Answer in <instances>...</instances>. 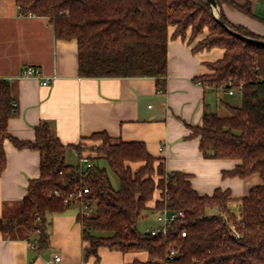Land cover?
I'll return each mask as SVG.
<instances>
[{"label":"trees","instance_id":"trees-1","mask_svg":"<svg viewBox=\"0 0 264 264\" xmlns=\"http://www.w3.org/2000/svg\"><path fill=\"white\" fill-rule=\"evenodd\" d=\"M22 16L46 19L54 38L75 41L78 73L84 78L156 79L162 92L166 78L168 29L171 38L192 35L209 28V35L195 50L219 48L221 60L211 64L212 75L194 80L205 87L232 92L240 106L225 105L228 116L205 111L202 123L192 127L191 138L199 139L205 159L233 160L237 165L223 177L246 179L258 175L261 184L252 187L235 211H230V192L216 189L212 195H198L189 176L166 173L162 161L153 158L142 143L114 141L104 134L88 157L90 167L81 169L66 163L72 148L80 156L82 145H63L46 123L35 128L33 142L18 141L7 130L16 113L14 88L0 81V174L4 169L3 142L19 150L39 153V177L29 182L17 217L0 219V235L13 237L17 229L36 235L39 249L48 246L47 217L75 207L87 243L85 258H98L106 248L122 254H146V262L134 264H264V47L246 44L229 35L212 17L207 0H13ZM224 24L245 37L264 40L240 25L230 23L222 13L228 6L253 17L249 3L215 0ZM264 24V19H259ZM80 159V158H79ZM104 163L117 177L111 186ZM132 164H140L133 170ZM86 190V193H83ZM158 198L150 206L155 195ZM181 212L165 237H151L137 231L145 212ZM208 211H214L208 214ZM185 237L181 238V233ZM238 236L236 238L235 236ZM177 254L166 257L170 249Z\"/></svg>","mask_w":264,"mask_h":264},{"label":"crops","instance_id":"crops-1","mask_svg":"<svg viewBox=\"0 0 264 264\" xmlns=\"http://www.w3.org/2000/svg\"><path fill=\"white\" fill-rule=\"evenodd\" d=\"M233 1L239 5L247 1L253 17L222 6L226 19L264 38V24L259 20L264 19V0ZM173 31V27L168 29L166 78L161 92L151 77H81L75 41L56 40L46 19L22 16L13 0H0V81L13 86L16 108L7 123L8 133L18 141L33 142L35 128L46 123L63 145L84 147L80 156L71 148L65 157L78 161L94 157L91 148L99 141L90 138L95 134L142 143L153 158L163 162L166 173L188 175L198 195L228 190V208L235 211L249 190L261 184L259 176L243 180L223 177L222 173L232 170L237 162L205 159L199 139L190 137L192 127L201 125L205 111L214 113L212 107L229 105L219 99L221 89L194 82L213 74L209 66L221 60L224 51L195 50L208 33L192 40L187 31L184 37L174 39ZM27 67L37 68L40 78L21 77ZM44 79L49 80L46 86H42ZM2 147L5 165L0 174V219L9 220L18 216L29 182L39 177L40 157L35 150L15 148L9 140ZM131 166L136 170L140 164ZM157 198L158 194L151 207ZM78 212L75 207L47 217L48 246L44 249L36 245V235L24 229H17L11 238L0 235V264H134L148 260L146 254H122L106 248L98 250L97 259L85 258L87 243L76 219Z\"/></svg>","mask_w":264,"mask_h":264},{"label":"rangeland","instance_id":"rangeland-1","mask_svg":"<svg viewBox=\"0 0 264 264\" xmlns=\"http://www.w3.org/2000/svg\"><path fill=\"white\" fill-rule=\"evenodd\" d=\"M259 10L260 9H258V12H259ZM191 29L192 28H188L186 30V32L189 31L190 39H192V40L197 38L198 36L204 34V33H208L207 36L209 35V28L208 27H203L202 28V32L196 34V36L192 35V30ZM217 95H218L219 99H222L223 102L228 103L231 106H235V107L236 106H240V99H239L238 95H235L233 97H229V96H227V93L223 92L222 90L221 91L219 90L217 92ZM212 110H213L214 113L218 114L219 116H222V117L223 116H228L227 111L222 106L221 107L218 106L217 108L216 107H212ZM66 163L68 165H71V166H77L78 165V166H80V168L82 170L85 169V167H84L85 165H83V164L80 165L79 161L76 158H74V157L67 158L66 159ZM100 165L106 169V172H107V175L109 177V180H110L112 188L114 190H117L118 187H119V182H118L117 177L113 174V172H111L109 170V168L104 163H100ZM131 168L135 169L136 167L131 166ZM213 213H215V212L214 211H208V214H213ZM155 226H157V222H156V219H155V214L148 211V212L143 213L142 216L139 218V220L137 221L136 229H137V231L139 233L144 234V233H146L147 230H149L151 228H154Z\"/></svg>","mask_w":264,"mask_h":264},{"label":"built area","instance_id":"built-area-1","mask_svg":"<svg viewBox=\"0 0 264 264\" xmlns=\"http://www.w3.org/2000/svg\"><path fill=\"white\" fill-rule=\"evenodd\" d=\"M21 77L39 79L40 72L38 71L37 68L27 67L21 71ZM48 81H49L48 79H44L42 81V86H46L48 84ZM228 94L232 95V92H228ZM159 150L161 151L162 148H160ZM79 163L80 165L81 164L85 165L86 168L90 167L89 162L84 157H81L79 159ZM83 193H86V190H83ZM79 212H82L85 215L89 214V211L84 208H79ZM182 218H184V215L181 212H170V211H167L166 209L159 211V212H155V219L157 222V226L147 230L146 234L151 237L158 236V235L165 237L168 233V229L171 226V224ZM184 237H185V232H182L181 238H184ZM235 237L238 238L237 235ZM30 248L35 249V246L30 245ZM176 254H177L176 249L174 248L170 249L166 257V260L172 261ZM55 261L58 262L59 258H56Z\"/></svg>","mask_w":264,"mask_h":264},{"label":"water","instance_id":"water-1","mask_svg":"<svg viewBox=\"0 0 264 264\" xmlns=\"http://www.w3.org/2000/svg\"><path fill=\"white\" fill-rule=\"evenodd\" d=\"M209 8L211 10V15L215 19V21L232 37L246 43L249 45H257V46H262L264 47V40H256L253 38L245 37L243 35H240L239 33L233 31L232 29L228 28L222 18H221V12L220 8L218 7V4L216 3L215 0H207Z\"/></svg>","mask_w":264,"mask_h":264}]
</instances>
